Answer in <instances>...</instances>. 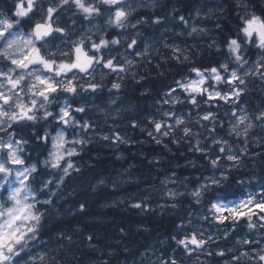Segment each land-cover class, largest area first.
<instances>
[{
	"label": "clouds",
	"instance_id": "clouds-1",
	"mask_svg": "<svg viewBox=\"0 0 264 264\" xmlns=\"http://www.w3.org/2000/svg\"><path fill=\"white\" fill-rule=\"evenodd\" d=\"M264 0H0V264H264Z\"/></svg>",
	"mask_w": 264,
	"mask_h": 264
},
{
	"label": "snow or ice",
	"instance_id": "snow-or-ice-1",
	"mask_svg": "<svg viewBox=\"0 0 264 264\" xmlns=\"http://www.w3.org/2000/svg\"><path fill=\"white\" fill-rule=\"evenodd\" d=\"M257 207L264 209V205H258Z\"/></svg>",
	"mask_w": 264,
	"mask_h": 264
}]
</instances>
